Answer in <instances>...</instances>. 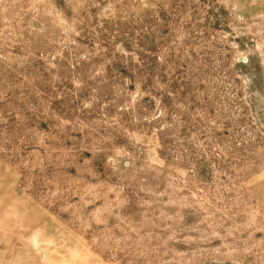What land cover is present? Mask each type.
I'll return each instance as SVG.
<instances>
[{"label": "rangeland", "instance_id": "1", "mask_svg": "<svg viewBox=\"0 0 264 264\" xmlns=\"http://www.w3.org/2000/svg\"><path fill=\"white\" fill-rule=\"evenodd\" d=\"M0 264H264V0H0Z\"/></svg>", "mask_w": 264, "mask_h": 264}]
</instances>
